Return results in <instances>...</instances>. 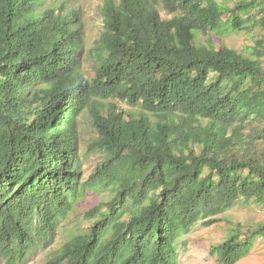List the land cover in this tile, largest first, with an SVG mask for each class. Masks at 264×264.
<instances>
[{"label":"trees","instance_id":"16d2710c","mask_svg":"<svg viewBox=\"0 0 264 264\" xmlns=\"http://www.w3.org/2000/svg\"><path fill=\"white\" fill-rule=\"evenodd\" d=\"M38 5L0 0V264H180L223 220L209 254L247 256L264 221L222 215L264 206V35L215 38L264 31V0H101L89 68L77 9Z\"/></svg>","mask_w":264,"mask_h":264},{"label":"rangeland","instance_id":"374dc122","mask_svg":"<svg viewBox=\"0 0 264 264\" xmlns=\"http://www.w3.org/2000/svg\"><path fill=\"white\" fill-rule=\"evenodd\" d=\"M62 0H38L40 9L59 6ZM67 6L77 9L81 19L82 48L79 51L78 59L82 65L89 68L91 65L87 48L94 38L97 37L101 27V15L99 6L101 0H64ZM164 15V12H161ZM264 31L252 26L238 32L215 38L216 45H226L243 53H250L256 42L263 37ZM204 41V38H202ZM127 108L126 106H124ZM80 120V131L83 140L94 136L93 129L89 123H82ZM84 124V125H82ZM88 166L92 165L87 163ZM99 196L90 194L79 203L81 209L86 210L98 203ZM224 216L230 222H237L242 225H253L258 221H264V206H256L253 203L237 204ZM229 224L223 220L210 227L198 223L191 232L185 235L186 246L183 249V256L180 264H220L216 258L209 254V245L219 242L227 233ZM47 253L39 251L28 264H44ZM235 264H264V240H259L251 252Z\"/></svg>","mask_w":264,"mask_h":264}]
</instances>
